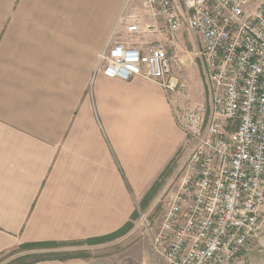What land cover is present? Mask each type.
Masks as SVG:
<instances>
[{"label":"crops","instance_id":"crops-1","mask_svg":"<svg viewBox=\"0 0 264 264\" xmlns=\"http://www.w3.org/2000/svg\"><path fill=\"white\" fill-rule=\"evenodd\" d=\"M133 19L164 24L144 0H0V254L115 232L185 142L172 92L94 71L110 37L143 48L172 41L131 35ZM141 34L149 38L127 40ZM256 239L242 253L247 264H264L249 258L264 240Z\"/></svg>","mask_w":264,"mask_h":264},{"label":"built area","instance_id":"built-area-1","mask_svg":"<svg viewBox=\"0 0 264 264\" xmlns=\"http://www.w3.org/2000/svg\"><path fill=\"white\" fill-rule=\"evenodd\" d=\"M144 7L164 24L141 28L133 19L128 32L196 33L208 95L180 122L194 143L176 170L154 250L166 264H230L264 229V0H144ZM173 61L162 43L143 48L110 37L94 71L173 92Z\"/></svg>","mask_w":264,"mask_h":264},{"label":"rangeland","instance_id":"rangeland-1","mask_svg":"<svg viewBox=\"0 0 264 264\" xmlns=\"http://www.w3.org/2000/svg\"><path fill=\"white\" fill-rule=\"evenodd\" d=\"M169 37L172 41L167 46L168 52L174 55L171 73L178 83L171 94V102L180 125L185 113L208 103V95L202 61L198 56L199 36L186 28H180ZM148 38L149 36L141 34L137 38L134 36L127 40L140 41ZM193 143V139L186 138L183 145L150 185L143 199L137 202L136 215L131 221L132 226L129 230L103 242L74 241L32 249L17 245L0 254V264H11L15 259H20L15 260V264L27 263L34 260V254L43 253H55L57 256L82 255L95 260L97 264H166L163 262V257L154 250V238L160 230L164 213L177 188L176 170L190 152ZM261 234L264 239V231ZM258 246L249 253V258L263 262L264 240L258 242ZM27 254L33 255L26 257L27 259L23 258ZM243 255L241 253L236 257L247 264V259Z\"/></svg>","mask_w":264,"mask_h":264},{"label":"trees","instance_id":"trees-1","mask_svg":"<svg viewBox=\"0 0 264 264\" xmlns=\"http://www.w3.org/2000/svg\"><path fill=\"white\" fill-rule=\"evenodd\" d=\"M156 183V181L154 182V184ZM143 199V198H142ZM136 215V211L134 210L132 215H131V220L126 222L121 228H119L118 230H116L115 232L102 236V237H96V238H90V239H85L83 241L85 242H103L105 240L111 239L112 237H115L121 233H124L125 231L129 230L132 226L131 221L132 219L135 217ZM65 244L66 242H56V241H38V242H28V243H22L19 246L21 248H25V249H32L35 247H45V246H55V245H60V244ZM30 255L33 254H27L25 255L23 258H28ZM35 258L34 260L27 262V263H19V264H33L35 262L38 261H44V260H52V259H59V260H63V259H67V258H72V257H78V256H82V255H70V256H57V254L55 255V253H43V254H34ZM26 258V259H27ZM15 260H20V259H15ZM13 261V263L11 264H15L16 261Z\"/></svg>","mask_w":264,"mask_h":264}]
</instances>
